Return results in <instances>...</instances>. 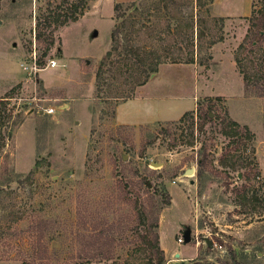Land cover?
Instances as JSON below:
<instances>
[{
    "label": "rangeland",
    "instance_id": "obj_1",
    "mask_svg": "<svg viewBox=\"0 0 264 264\" xmlns=\"http://www.w3.org/2000/svg\"><path fill=\"white\" fill-rule=\"evenodd\" d=\"M77 1L0 0V99L10 93L0 105L7 118L0 127V264H34L38 256V264H144L142 256L128 259L133 244L125 242L136 195L151 197L159 209L166 252L196 254L189 264H264V202L237 199L244 192L264 197V86L253 81L245 89L243 80L244 74L254 80L264 65V42L240 48L264 0H204L194 8L197 38L176 28L189 17L191 0H88L76 21L43 28L39 19L49 6L63 17ZM121 2L135 5L114 19L113 5ZM33 47L42 70L29 75L21 63ZM175 54L193 62L173 63ZM156 55L165 63L151 79ZM49 60L54 68L46 67ZM148 74L142 96L122 111L142 120L157 108V117L171 121L119 124L116 107L135 96ZM190 109L191 146L190 122L171 124ZM227 120L252 138L230 145ZM201 147L208 161L197 178ZM228 155L246 159L249 168L224 169ZM190 168L193 175H186ZM102 225L112 229V246L107 258L89 259L93 247L81 251L82 240ZM185 232L189 242L178 243Z\"/></svg>",
    "mask_w": 264,
    "mask_h": 264
},
{
    "label": "trees",
    "instance_id": "obj_2",
    "mask_svg": "<svg viewBox=\"0 0 264 264\" xmlns=\"http://www.w3.org/2000/svg\"><path fill=\"white\" fill-rule=\"evenodd\" d=\"M88 0H78L75 5L70 6V13L69 15H64L61 17L60 13L56 12V10L51 9L50 6L48 7V12L46 15L43 16V19H39L43 25L44 29H50L52 25L55 26H63L68 21H76V12L84 7ZM135 5L134 2H128V3H114L113 5V12H114V19H121L123 17V13L125 10H128L129 8L133 7ZM204 0H191L190 1V14L189 17L184 19H178V25L176 28L184 26L187 28V31H189L190 36L195 38L198 37V31L197 28L201 29L200 26V16L197 18L195 15L194 8L196 6L202 7L205 6ZM257 14V15H256ZM178 18V17H177ZM39 23H37L38 27V33L36 35V38L40 39L43 35L42 32H40L39 29ZM118 29V27H116ZM115 30L112 33V40L113 42H117V34ZM52 39L48 40L46 51L49 49V47L52 45ZM262 42H264V9H260L257 12H252L251 16L249 17V28L247 30V33L243 39V43L240 46V48L243 47L244 43L246 45L253 48L254 45H259ZM214 41H209V45H212ZM45 54V53H44ZM191 54V53H190ZM177 54L171 56L169 59H173V63H185L190 64L193 62V57L189 55L187 59H181L180 57L176 56ZM156 62H154L153 66L149 68V73H155L157 72L158 65L165 63V59L163 57L155 56ZM183 61V62H182ZM244 73V72H243ZM149 74L145 77V79L141 82V85H144ZM243 80L245 83V89L247 88L248 84H258L262 83L261 85L264 86V65L261 67L256 68V71L254 72V80L251 76H245L243 75ZM9 92L6 93L4 97L0 99V105L4 104V98L6 99L9 96ZM219 98V97H217ZM193 111H187L184 112V114L176 121L172 122L171 124H182L184 122L189 121V127H188V133L190 137V141L187 143L188 145L193 144ZM204 119L208 120L209 117L208 114H205ZM9 118V117H8ZM7 120V118H6ZM5 118L2 114V109L0 107V127L5 123ZM242 132H245L242 135ZM225 135L229 138V144L230 145H238L242 143L241 140L244 138L246 140H250L252 138V134L248 131V129L245 126H240L238 123H236L233 120H227L225 123ZM207 156L206 151L204 147L200 148L198 151V158L196 159V165H197V171L196 176L197 178H200V176L203 173V170L207 163ZM250 162H247L246 159L240 160L238 157L233 155H228L224 160L221 161V165L226 170H230L233 172H240L242 170H246V168H249ZM228 174V173H227ZM256 174V173H255ZM30 175V174H29ZM29 175L25 176L23 179L18 180L19 186L22 187L23 183L26 179H28ZM249 180L248 172H247V181ZM140 185V186H139ZM126 186V183L123 187ZM138 187L143 190V193L149 192L147 189L148 183H146L143 179L140 180ZM129 192V191H128ZM128 192L126 194H128ZM126 194L123 196L124 199H128L126 197ZM241 197H238V203L239 204H248V205H261L262 202H264V197L262 199H259L256 196V193L251 194L249 196L246 195V193H243ZM153 199L148 198L147 200L142 199L141 197L137 196L132 201L131 210L133 212V219L135 221L134 225L131 227L129 232V237L125 238V242L127 244H133V247L131 248V253L127 255L128 259L136 258L142 256L145 260L144 264H165L166 260L164 257V252L160 248L159 245V236H158V213L159 209L153 205ZM164 204H169V199L166 197ZM262 211H264V205L262 206ZM129 223V222H128ZM102 225L100 228H98L94 234H92L89 238L84 239L85 243H83L82 240V250L90 251V249L93 247V253L89 254L88 258H96V257H102L107 258L106 254L111 248L113 240L110 238L109 230L112 229L108 226L103 227ZM103 227V228H102ZM128 227V226H127ZM134 234V235H133ZM110 242V243H109ZM91 247V248H90ZM45 250V248H44ZM104 250L105 253H104ZM231 261L235 260L234 252L230 251ZM34 260H43L42 257L38 256L32 259V262L35 263ZM128 261V260H127Z\"/></svg>",
    "mask_w": 264,
    "mask_h": 264
},
{
    "label": "crops",
    "instance_id": "obj_3",
    "mask_svg": "<svg viewBox=\"0 0 264 264\" xmlns=\"http://www.w3.org/2000/svg\"><path fill=\"white\" fill-rule=\"evenodd\" d=\"M160 71V69L158 70V72ZM157 73H153L151 75V79L153 77L156 76ZM149 78V79H150ZM149 79L148 81L142 85L141 87H138L136 90H135V96L133 98H131L130 100L126 101V102H122L120 103L117 107H116V120L119 124H129V125H142V124H149V123H154V122H161V121H171V119H167L164 118V119H161L158 116L159 114V110L157 108H155L149 115H146L145 116V119H142V120H133L132 118H127V116H125V112L122 111V105L123 103H127L129 102L132 103L136 100V97L138 96H142V93H139L140 91L139 90H142V89H145L148 82H149ZM214 96H219V97H224V95H220V94H217V95H214ZM144 98V97H143ZM142 98V99H143ZM196 99H194L195 101ZM195 108V107H194ZM193 108V109H194ZM193 109H190L188 111H192ZM184 112H187L186 110L181 113H179L178 116H176L177 118L176 119H172V120H177L179 119L183 114ZM160 240H161V237H160ZM161 244V243H160ZM198 252V245L194 247ZM162 249V247H161ZM163 252H164V256H165V260L167 262V264H189L188 261H192V259L196 256V254H185L184 256L181 257V253L179 251H176L175 249H169L168 252H166L164 249H162ZM178 255V256H176ZM178 257V258H177Z\"/></svg>",
    "mask_w": 264,
    "mask_h": 264
},
{
    "label": "built area",
    "instance_id": "obj_4",
    "mask_svg": "<svg viewBox=\"0 0 264 264\" xmlns=\"http://www.w3.org/2000/svg\"><path fill=\"white\" fill-rule=\"evenodd\" d=\"M34 46V45H33ZM21 66L24 70L28 72L29 75H35L36 73L40 72L42 69L38 66L37 60H36V52H35V47H33L27 61H23L21 63ZM56 66V63L54 60H49L48 65L46 66L47 68H54ZM51 112V111H48ZM178 243L183 242V238H178L177 240ZM212 246L221 248V246H216L213 244Z\"/></svg>",
    "mask_w": 264,
    "mask_h": 264
},
{
    "label": "water",
    "instance_id": "obj_5",
    "mask_svg": "<svg viewBox=\"0 0 264 264\" xmlns=\"http://www.w3.org/2000/svg\"><path fill=\"white\" fill-rule=\"evenodd\" d=\"M93 34L95 35L96 33L94 32ZM159 165H160V163L159 164L152 163V166H159ZM185 174L186 175H193V168H190V169L186 170ZM189 240H190L189 233L185 232L184 235H183V242L187 243V242H189ZM207 246L209 248H211V243L207 242ZM176 256H178V255H176Z\"/></svg>",
    "mask_w": 264,
    "mask_h": 264
}]
</instances>
